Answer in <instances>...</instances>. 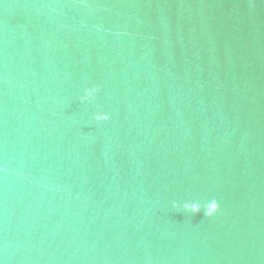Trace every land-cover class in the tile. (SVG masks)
Returning <instances> with one entry per match:
<instances>
[{
  "label": "water",
  "instance_id": "1",
  "mask_svg": "<svg viewBox=\"0 0 264 264\" xmlns=\"http://www.w3.org/2000/svg\"><path fill=\"white\" fill-rule=\"evenodd\" d=\"M0 167L14 264H264V2L0 0Z\"/></svg>",
  "mask_w": 264,
  "mask_h": 264
},
{
  "label": "clouds",
  "instance_id": "2",
  "mask_svg": "<svg viewBox=\"0 0 264 264\" xmlns=\"http://www.w3.org/2000/svg\"><path fill=\"white\" fill-rule=\"evenodd\" d=\"M262 2H264V0H262ZM251 7L255 8L256 5L253 4ZM103 88L104 86L102 83L95 81L85 82L80 87L75 99L78 100L81 105H92L97 101V97L103 91ZM91 118L95 122L109 121L112 118V114L110 111L104 110L102 107L98 106L97 110L92 112ZM0 172H3L5 175L10 172L16 176L21 175L19 171L9 169L8 167H0ZM172 206L174 208L182 207L183 210L188 213H199L203 210L207 217L213 219H219L224 214V208L221 206L220 199L216 197L204 203L199 201L173 202ZM15 254V250L5 241L3 245H0V264H14L13 257Z\"/></svg>",
  "mask_w": 264,
  "mask_h": 264
}]
</instances>
